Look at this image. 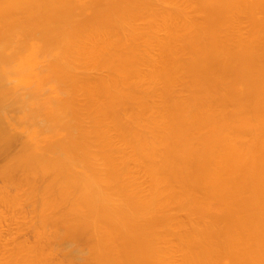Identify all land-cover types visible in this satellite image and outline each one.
<instances>
[{
	"label": "bare ground",
	"instance_id": "6f19581e",
	"mask_svg": "<svg viewBox=\"0 0 264 264\" xmlns=\"http://www.w3.org/2000/svg\"><path fill=\"white\" fill-rule=\"evenodd\" d=\"M64 258L264 264V0H0V264Z\"/></svg>",
	"mask_w": 264,
	"mask_h": 264
},
{
	"label": "rangeland",
	"instance_id": "374dc122",
	"mask_svg": "<svg viewBox=\"0 0 264 264\" xmlns=\"http://www.w3.org/2000/svg\"><path fill=\"white\" fill-rule=\"evenodd\" d=\"M38 207H40V206H38ZM38 207H37V208H38ZM37 208H36V210H37ZM40 208H41V207H40ZM38 209H39V208H38ZM64 259H65V258H64ZM66 260H67V261H66ZM68 262H70V259L66 258V259H65V263L68 264Z\"/></svg>",
	"mask_w": 264,
	"mask_h": 264
}]
</instances>
